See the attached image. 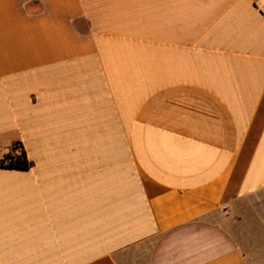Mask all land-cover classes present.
I'll return each mask as SVG.
<instances>
[{"label":"crops","instance_id":"obj_1","mask_svg":"<svg viewBox=\"0 0 264 264\" xmlns=\"http://www.w3.org/2000/svg\"><path fill=\"white\" fill-rule=\"evenodd\" d=\"M0 264H264V0H0Z\"/></svg>","mask_w":264,"mask_h":264},{"label":"trees","instance_id":"obj_2","mask_svg":"<svg viewBox=\"0 0 264 264\" xmlns=\"http://www.w3.org/2000/svg\"><path fill=\"white\" fill-rule=\"evenodd\" d=\"M2 166L16 170H29L32 167V163L28 161L26 153L22 151L10 164H7L4 159Z\"/></svg>","mask_w":264,"mask_h":264},{"label":"built area","instance_id":"obj_3","mask_svg":"<svg viewBox=\"0 0 264 264\" xmlns=\"http://www.w3.org/2000/svg\"><path fill=\"white\" fill-rule=\"evenodd\" d=\"M21 153H22V147H21L19 144L15 145V146L11 149V151H10V153L7 155V157L5 158V162H6L7 164H10V163L12 162V160H15V159L17 158V156H18L19 154H21Z\"/></svg>","mask_w":264,"mask_h":264}]
</instances>
